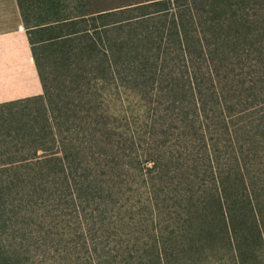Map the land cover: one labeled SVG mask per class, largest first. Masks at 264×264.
<instances>
[{"label":"trees","instance_id":"trees-1","mask_svg":"<svg viewBox=\"0 0 264 264\" xmlns=\"http://www.w3.org/2000/svg\"><path fill=\"white\" fill-rule=\"evenodd\" d=\"M69 1L16 0L42 92L0 103V264L258 260L264 0Z\"/></svg>","mask_w":264,"mask_h":264},{"label":"crops","instance_id":"crops-1","mask_svg":"<svg viewBox=\"0 0 264 264\" xmlns=\"http://www.w3.org/2000/svg\"><path fill=\"white\" fill-rule=\"evenodd\" d=\"M31 54L16 0H0V103L41 94Z\"/></svg>","mask_w":264,"mask_h":264},{"label":"rangeland","instance_id":"rangeland-1","mask_svg":"<svg viewBox=\"0 0 264 264\" xmlns=\"http://www.w3.org/2000/svg\"><path fill=\"white\" fill-rule=\"evenodd\" d=\"M137 1L141 0H70L65 12L69 15L67 18H74L78 16H86L89 13L96 12L98 10L119 7ZM80 11L85 12L75 14ZM30 15L31 19H35V21L40 20L39 18L45 16V11L35 10ZM38 54L46 53H40V51H38ZM245 236L248 235L246 234ZM217 240L223 243L216 245L214 248L205 247L204 249H201L205 255V257H203L204 260L202 264H237L233 259L235 254L233 244L227 243L226 238H217ZM244 249L249 251L251 249V245L245 246ZM257 259L258 260L253 261L250 264H264V249L258 250Z\"/></svg>","mask_w":264,"mask_h":264}]
</instances>
